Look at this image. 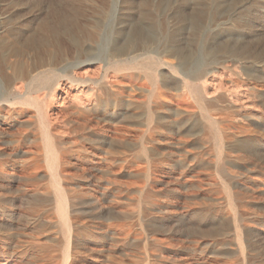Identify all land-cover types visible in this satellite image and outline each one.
Here are the masks:
<instances>
[{"label": "rangeland", "instance_id": "rangeland-1", "mask_svg": "<svg viewBox=\"0 0 264 264\" xmlns=\"http://www.w3.org/2000/svg\"><path fill=\"white\" fill-rule=\"evenodd\" d=\"M91 32H95L94 39L89 37ZM141 34L147 38L143 40ZM0 44L1 48L13 50V62L24 60L28 63L38 53L54 58L55 44L81 48L82 54L72 52L56 63L54 69L59 72L66 65L85 61L87 53L102 59L120 48L144 46L135 54L138 56L133 60L135 68L116 74L128 80L130 87L152 90L142 68L160 60L161 66L156 67L155 89L163 90L167 96L164 108L178 106L194 112L193 125L189 127L194 136H181V145H171L169 142L173 140L159 125L160 131L153 134V138H160V143L147 145L152 148L151 156L136 159L140 174L130 177V199L151 191L150 203L159 204V210H151L153 218L141 221L138 226L136 219H130V223L141 236L148 234L171 249L160 252L166 259L154 264H182L174 253L181 257L193 253L196 261L208 258L211 264L216 260V264H264V0H0ZM167 47H179L184 60L179 62L169 57L164 52ZM227 47L248 49L257 58L250 55L231 66L229 59L222 66L215 65L216 61L228 56L222 50ZM164 63L174 64L178 71L190 76L210 71L207 76L192 81L198 101L183 87L180 74L171 73L162 65ZM101 72L98 61L76 70L79 76L92 78ZM80 90L70 89V95ZM174 94L178 97H173ZM33 112L28 110L27 115ZM133 112L137 121H143L142 108ZM203 114H208L226 131L225 155L221 159L215 152L212 129L201 120ZM17 128L7 131L12 137L6 140L17 136ZM83 145L88 148L86 143ZM0 159V166H7L4 158ZM80 167L70 170L69 189L88 201L95 195L93 175L99 176L90 172L86 164ZM7 182L11 181L0 177V187ZM13 184L12 193H5L6 196L23 195L29 187L24 181ZM32 199H17L12 207L14 215L0 216V264H44V258L50 259L47 264L61 263V247L48 243L30 230L27 216L28 202ZM135 210L136 206L130 202V212ZM233 215L237 228L232 225ZM81 221L87 224L90 219L84 214ZM92 232L96 233L93 229ZM235 232L236 237L233 236ZM36 237L39 244H36ZM183 237L202 245L192 243L180 248ZM233 241H240L243 250L232 252ZM89 242L88 235L80 238L75 264H101L104 259L101 254L92 253L91 256L87 251L91 246ZM46 245L50 247L48 253L42 249ZM194 245L199 248L194 250ZM141 247L130 245L126 251L119 249L104 254L116 253L113 256L116 261L150 264L139 261L137 256L141 252L154 251L146 249L143 242Z\"/></svg>", "mask_w": 264, "mask_h": 264}, {"label": "bare ground", "instance_id": "bare-ground-1", "mask_svg": "<svg viewBox=\"0 0 264 264\" xmlns=\"http://www.w3.org/2000/svg\"><path fill=\"white\" fill-rule=\"evenodd\" d=\"M94 35L95 32H91L89 37L94 39ZM141 37L143 40L147 38L142 34ZM143 47L120 48L102 59H95L97 55L87 53L85 61L66 65L67 67L59 72L56 68L54 69V66H57L56 63L63 60V57H69L72 52L77 55L82 54L83 50L78 47L70 48L55 44L54 58H49L50 55L46 58L47 56L44 57L38 53L34 55V60L28 63L24 60L13 62V59L11 60L12 57L14 58L13 50L0 46V146H2L0 147V158H4L3 163H7V166L1 164L0 177L11 181L0 187V191L3 192L0 196V216H6V214L13 216L14 202L17 199L32 197V201L28 202L30 210L27 216L30 220V230L43 237L48 243H57L61 247L60 264H75L76 255L79 253L80 238L84 235H88L91 242H89L91 246L87 247L91 256H93L92 253L101 254L100 256L104 258L101 264H130V262L121 260L116 261L113 258L116 253L105 255L104 252H115L119 249L126 251L130 245L141 247L142 242L146 249L154 252L139 253L140 256H137L139 261H147L150 264L158 260L164 261L166 257L160 252L171 250L164 247L157 238H150L148 234L141 236L130 223V219H136V225L141 221L150 220L154 215L151 210H159V204L150 203L151 191V193L141 194L142 196L137 199H130V177L134 178L140 174L135 160L141 156L147 159L151 156L152 148L147 145L160 143V138L159 140L153 138V134L160 131L159 125L164 128L165 134L170 136V140H173L169 143L178 146L182 142L181 136H194L189 127L195 114L176 105L173 108L171 106L164 108L167 96L163 90L155 89L156 67L161 66L160 60H156L150 67L142 68L154 88L152 90L144 91L130 87L128 80L116 74L134 69L133 60L138 57L135 54L142 51ZM222 50L228 56L216 61L217 66H222L226 59L231 61L229 65L231 66L232 63L244 59L243 57H251L250 55L256 57L248 49L232 50L227 47ZM164 52L179 62L185 58L179 47H167ZM129 56H131L130 59ZM97 61L102 66V72L97 77L79 76L76 73V70L83 65ZM162 65H166L171 73L180 74L183 87L188 89L198 101L199 96L193 89L192 81L207 76L210 71L205 70L206 72L201 75L190 76L181 70L178 71L173 66L174 64L164 63ZM73 88L82 90L76 95H70V89ZM173 97L178 96L174 94ZM141 108L144 112L143 121H137L133 111ZM28 110H33L34 114L27 115ZM201 120L212 129L216 141L215 152L221 159L225 155L224 141L227 137L225 129L218 127V122L208 114H203ZM159 121L162 123L160 124ZM16 127H18L17 136L6 140V137H12L7 131ZM38 141L40 145L37 144ZM83 143H86L88 148ZM82 164H86L90 172L99 176L93 175L96 181L95 195L91 196L88 201L87 199L83 201L81 195L69 189L70 170L77 169ZM16 181H24L29 186L28 189L23 195L19 194L20 196L17 197L6 196L5 193H12L15 186L13 182ZM191 184L194 183L191 182ZM130 202L134 203L137 210L130 212ZM84 214L90 219L87 224L81 221V216ZM233 222V227L237 228L238 224L236 226L234 215ZM92 229L95 230V234H92ZM233 236H237L236 232ZM35 240H37L36 244H39L37 237ZM104 240H107V243H104ZM180 242V248H185V245L192 243L201 244L187 237H183ZM196 245L192 246L194 250L199 248ZM232 246V252L242 251L244 248L240 241H233ZM42 249L48 253L50 247L46 245ZM122 254L127 256L125 252ZM186 254V257H181L178 253H174V256L182 264H211L208 258L198 261L196 257V261L193 253ZM49 260L44 258V264H47ZM217 262L216 260L214 264Z\"/></svg>", "mask_w": 264, "mask_h": 264}]
</instances>
